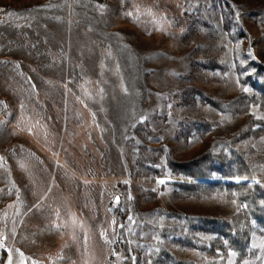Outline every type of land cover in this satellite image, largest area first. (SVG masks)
I'll return each instance as SVG.
<instances>
[{
	"label": "rangeland",
	"instance_id": "374dc122",
	"mask_svg": "<svg viewBox=\"0 0 264 264\" xmlns=\"http://www.w3.org/2000/svg\"><path fill=\"white\" fill-rule=\"evenodd\" d=\"M235 49L264 64V0H0V264H159L148 254L169 211L234 213L231 200L173 197L170 181L191 179L165 160L245 123L181 99L186 88L236 97ZM210 59L229 66L224 78L196 62ZM183 118L214 125L185 138ZM141 145L164 148L165 175H141ZM253 146L264 156V136ZM252 245L259 255L241 264H264V237Z\"/></svg>",
	"mask_w": 264,
	"mask_h": 264
},
{
	"label": "trees",
	"instance_id": "16d2710c",
	"mask_svg": "<svg viewBox=\"0 0 264 264\" xmlns=\"http://www.w3.org/2000/svg\"><path fill=\"white\" fill-rule=\"evenodd\" d=\"M232 23L225 18L223 27L232 33ZM236 34V33H235ZM237 36V35H236ZM235 37V36H234ZM233 65L241 84L238 95L231 99H219L197 88H186L181 93L183 102L195 103L196 97L222 114L231 116L247 114L245 123L237 131L214 136L208 149L187 161L166 157L171 174L191 180L172 179L175 198L217 197L231 200L236 210L230 215L185 214L172 210L170 225L157 227L159 237L148 258L159 264H228L235 253V262L255 259L260 249L252 245L254 237H264V184L253 182L260 178L264 156L255 154V141L264 136V116L252 112L253 107L264 115V64L247 60L234 50ZM201 68L218 70L224 78L229 66L216 60H196ZM248 88L245 92L243 89ZM182 102V103H183ZM183 137H204L212 130L214 122L207 119L183 118L179 121ZM138 128L143 129L144 126ZM137 128V129H138ZM139 129V130H140ZM151 130L147 129L146 133ZM163 147L141 145L137 162L141 175H165ZM170 245L204 252L207 258L193 260L180 258ZM5 253L1 258V263Z\"/></svg>",
	"mask_w": 264,
	"mask_h": 264
},
{
	"label": "snow or ice",
	"instance_id": "6c2138e0",
	"mask_svg": "<svg viewBox=\"0 0 264 264\" xmlns=\"http://www.w3.org/2000/svg\"><path fill=\"white\" fill-rule=\"evenodd\" d=\"M9 15H16V14H15V13H9ZM243 90H244L245 92H247L249 89L245 87ZM0 159H2V158H0ZM159 183L163 184V183H165V181H164V180H160ZM117 199H118V198H117ZM2 246H3V245H0V247H2ZM20 255L23 256V253H20ZM9 264H11V261L9 262Z\"/></svg>",
	"mask_w": 264,
	"mask_h": 264
}]
</instances>
